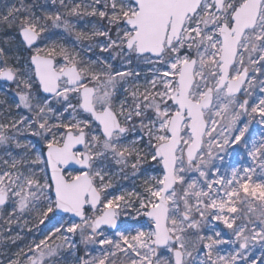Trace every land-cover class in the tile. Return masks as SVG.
Returning a JSON list of instances; mask_svg holds the SVG:
<instances>
[{"label": "snow or ice", "instance_id": "snow-or-ice-1", "mask_svg": "<svg viewBox=\"0 0 264 264\" xmlns=\"http://www.w3.org/2000/svg\"><path fill=\"white\" fill-rule=\"evenodd\" d=\"M0 264H264V0H0Z\"/></svg>", "mask_w": 264, "mask_h": 264}]
</instances>
